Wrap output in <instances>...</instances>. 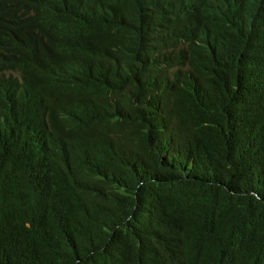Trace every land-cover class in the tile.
<instances>
[{
	"label": "trees",
	"instance_id": "obj_1",
	"mask_svg": "<svg viewBox=\"0 0 264 264\" xmlns=\"http://www.w3.org/2000/svg\"><path fill=\"white\" fill-rule=\"evenodd\" d=\"M0 264H264V0H0Z\"/></svg>",
	"mask_w": 264,
	"mask_h": 264
}]
</instances>
